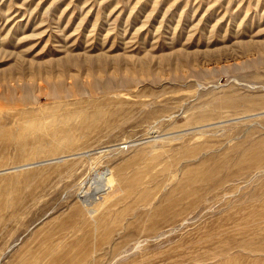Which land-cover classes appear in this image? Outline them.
<instances>
[{
	"label": "rangeland",
	"instance_id": "obj_1",
	"mask_svg": "<svg viewBox=\"0 0 264 264\" xmlns=\"http://www.w3.org/2000/svg\"><path fill=\"white\" fill-rule=\"evenodd\" d=\"M263 192L264 0H0V264H264Z\"/></svg>",
	"mask_w": 264,
	"mask_h": 264
},
{
	"label": "bare ground",
	"instance_id": "obj_2",
	"mask_svg": "<svg viewBox=\"0 0 264 264\" xmlns=\"http://www.w3.org/2000/svg\"><path fill=\"white\" fill-rule=\"evenodd\" d=\"M10 98H12V97L10 96ZM11 100H13V99H11ZM111 185L112 184L109 181V176H107V173L105 171L103 173V182H102V185H101V191H106L109 187H111ZM109 191H111V190H109ZM112 191H113V187H112ZM105 194H107V193H105ZM80 195H81V193H80ZM261 196H262L261 202H260V199H261L260 198L258 202L252 203V205L250 207H248V210H249L248 212L245 211V212H242L240 214L241 217H245L246 216L245 219H243L244 221H246V220L248 221L249 219L253 218L252 222L254 221V224L252 226L248 227V228H245V226H244L243 229H238V231H235V233L232 235V238L234 240L238 241V243H239L238 245L239 246H242V245L247 246L248 243L244 241V238H248L252 242L253 241H258L260 239L264 240V192H263V194ZM84 199H86V198H84ZM94 210H96V209H94ZM260 249H264V244H261L256 249V250H259L260 252H263V250H260ZM228 252H230V251L229 250H224L221 253H219V255L227 254ZM28 262H29L28 264H33V260L32 261L29 260Z\"/></svg>",
	"mask_w": 264,
	"mask_h": 264
}]
</instances>
